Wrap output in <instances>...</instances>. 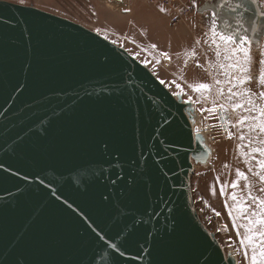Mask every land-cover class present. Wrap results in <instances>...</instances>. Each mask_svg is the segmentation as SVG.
<instances>
[{"label":"water","instance_id":"obj_1","mask_svg":"<svg viewBox=\"0 0 264 264\" xmlns=\"http://www.w3.org/2000/svg\"><path fill=\"white\" fill-rule=\"evenodd\" d=\"M232 2L203 10L256 44L263 6ZM194 112L101 34L0 1V264H238L195 205Z\"/></svg>","mask_w":264,"mask_h":264},{"label":"rangeland","instance_id":"obj_2","mask_svg":"<svg viewBox=\"0 0 264 264\" xmlns=\"http://www.w3.org/2000/svg\"><path fill=\"white\" fill-rule=\"evenodd\" d=\"M3 1L33 6L82 25L107 28L95 32L112 43L115 41L114 44L127 50L143 65L147 62L146 67L160 81H165L164 86L172 94L181 92L185 101L193 102L201 126L198 129L207 130L214 147L210 163L195 164L192 173L197 211L205 227L219 240L227 254L235 257L238 264H249L248 257L244 256V246L240 243L246 235L242 225L247 220L238 214L237 205L243 200L251 210H256V204L248 199L249 191L264 198V181L259 178L264 175V169L259 164L264 156L252 151L253 148H264V132L250 130L252 121L245 120L243 125L239 123L241 118L257 113L246 110L250 107L245 102L247 97L233 95L229 99L228 89L231 87L233 93L247 90L257 106L264 105V97L260 96L264 85L259 82L260 75L264 73V36L259 44L247 45L250 60L243 65L247 71L227 69L233 80L229 83L226 69L220 64L228 65L232 61L225 59L223 48L222 55L216 56L217 48L212 43L213 13L203 10L207 3L217 0H174L171 6H166L164 0L154 3L140 0L135 10L132 8L127 15L119 8L110 7L113 13L118 10L112 18L110 15L98 18V15L91 14L83 0ZM259 2L264 8V0ZM95 8L99 10V7ZM163 53H168V56ZM240 59H244L243 53H240ZM245 77L248 79L243 85L233 86L237 78ZM217 80L221 83L217 84ZM200 83L211 87L197 92L195 86ZM239 103H245V107L237 109L232 106ZM213 107L216 111H209ZM219 110H222L225 122L221 120ZM241 136L245 138L241 140ZM238 171L245 173L248 179L238 177ZM237 180L239 184L233 188L232 184ZM234 194L237 197L235 201L232 198ZM233 216L236 217L235 222ZM237 224L241 225L239 229Z\"/></svg>","mask_w":264,"mask_h":264},{"label":"snow or ice","instance_id":"obj_3","mask_svg":"<svg viewBox=\"0 0 264 264\" xmlns=\"http://www.w3.org/2000/svg\"><path fill=\"white\" fill-rule=\"evenodd\" d=\"M225 3L227 4L228 8L233 12H235L238 8L243 7L242 4L233 3L232 0H225ZM220 7H224V5L222 4L220 5ZM262 15H264V10H262ZM226 26H228L227 22H226ZM212 33H213L212 43L217 48L216 56L220 57L222 55L221 48H223L225 59L232 61V63L228 65L220 64V67L226 69L225 76L228 77L229 83H233L231 72L228 71L227 69H233L242 72L247 71V69L244 68L243 65L247 64L250 60L249 48L247 47V45L250 42L248 41L246 36H243L240 38L239 44L237 45L234 35L220 33L217 31V25L215 21H213ZM113 43L116 42L113 41ZM152 47H155V45H153ZM240 53H243L244 56L243 60L240 59ZM163 55L168 56V53H163ZM145 66H147V62H145ZM247 79H248L247 77L243 79L237 78L233 86L240 87L247 81ZM259 82L261 85H264V73L260 75ZM160 83L164 84L165 81L161 80ZM216 83L220 84L221 81L217 80ZM177 87H179V85H177ZM210 87L211 86L207 83H200L198 86H195V91L200 92L202 90H209ZM220 91L221 94H223V89H221ZM228 91H229V99H231V96L233 95L241 96L242 98L247 97L245 102L250 107L247 108L246 110L249 112L254 111L257 113V115L246 116L241 118L239 123L243 125L245 120L252 121V123L249 124L250 130H259L260 132H264V105L257 106L255 101L252 99V94L247 90L233 93L232 88L230 87ZM173 95L180 96L181 92L173 93ZM260 96L264 97V92L260 93ZM232 106L237 109L244 108L245 103L233 104ZM209 111L215 112L216 108L213 107ZM240 138L241 140H243L245 137L241 136ZM241 148H243V145H241ZM252 151L259 152L262 156H264V148H253ZM259 164L261 169H264V160L259 161ZM237 175L238 177H241L245 180L248 179V177L243 172L238 171ZM259 178L261 181H264V175H260ZM238 184H239V180L234 182L232 184V187L236 188ZM232 198L234 201L237 200L235 194L233 195ZM248 199L251 200L254 204H256L257 207L256 210H251L250 207L243 200H241V202L237 205L238 214L247 220V223L242 225V227L246 229V235H243L242 239L240 240V243L244 246V256L248 257L249 264H264V198H259L257 196H254L251 194V191H249ZM230 214H231V210H230ZM217 215H219V213H217ZM233 220L235 222L236 220L235 216H233ZM240 227L241 225L237 224V228L239 229ZM249 249H251L250 255H249Z\"/></svg>","mask_w":264,"mask_h":264},{"label":"crops","instance_id":"obj_4","mask_svg":"<svg viewBox=\"0 0 264 264\" xmlns=\"http://www.w3.org/2000/svg\"><path fill=\"white\" fill-rule=\"evenodd\" d=\"M83 2L85 3V6L89 10V12L93 15L94 14L98 15V18L101 15L105 16V18H108L110 15V18H112L113 14L118 13L117 12L118 10H116V12L113 13L110 11V9H109L110 7L119 8L124 12V14L127 15L128 12H129V14H130V12H132V8L135 10V8L139 4L140 0H99V1H97V0H83ZM95 7H99V10H97V8H95ZM90 23L92 24L91 21H90ZM92 25L91 26L84 25V26H86L87 28H89L93 31L108 30L107 28H104V27H98V26H92Z\"/></svg>","mask_w":264,"mask_h":264},{"label":"bare ground","instance_id":"obj_5","mask_svg":"<svg viewBox=\"0 0 264 264\" xmlns=\"http://www.w3.org/2000/svg\"><path fill=\"white\" fill-rule=\"evenodd\" d=\"M193 115H194V118H195V121H194V124H193L194 125V129H195V133L196 134H200V135H202L204 137V145L206 147H208L210 149V151H211L210 158H209V160L207 161V164H206V165H208L210 163L212 157H213L214 147H213V145L211 143V139L209 138V134H208L207 130H204V129H201V128H200L201 130L198 129V127H201V126H200L199 117H198L196 111L194 112Z\"/></svg>","mask_w":264,"mask_h":264},{"label":"built area","instance_id":"obj_6","mask_svg":"<svg viewBox=\"0 0 264 264\" xmlns=\"http://www.w3.org/2000/svg\"><path fill=\"white\" fill-rule=\"evenodd\" d=\"M147 1L150 3L159 2V0H147ZM172 1L174 0H164L166 6H171Z\"/></svg>","mask_w":264,"mask_h":264},{"label":"flooded vegetation","instance_id":"obj_7","mask_svg":"<svg viewBox=\"0 0 264 264\" xmlns=\"http://www.w3.org/2000/svg\"><path fill=\"white\" fill-rule=\"evenodd\" d=\"M260 41H261V39H260ZM260 41H258L257 43L259 44L260 43ZM220 114V113H219Z\"/></svg>","mask_w":264,"mask_h":264}]
</instances>
